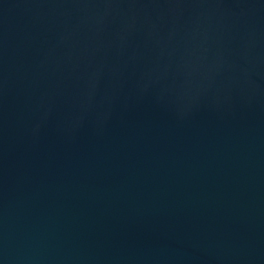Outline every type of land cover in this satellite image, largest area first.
Segmentation results:
<instances>
[{
    "label": "water",
    "instance_id": "obj_1",
    "mask_svg": "<svg viewBox=\"0 0 264 264\" xmlns=\"http://www.w3.org/2000/svg\"><path fill=\"white\" fill-rule=\"evenodd\" d=\"M0 264H264V0H0Z\"/></svg>",
    "mask_w": 264,
    "mask_h": 264
}]
</instances>
